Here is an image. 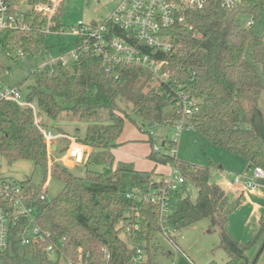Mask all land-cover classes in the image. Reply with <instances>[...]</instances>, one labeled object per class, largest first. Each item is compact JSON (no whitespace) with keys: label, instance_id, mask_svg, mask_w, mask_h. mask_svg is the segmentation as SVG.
I'll use <instances>...</instances> for the list:
<instances>
[{"label":"trees","instance_id":"1","mask_svg":"<svg viewBox=\"0 0 264 264\" xmlns=\"http://www.w3.org/2000/svg\"><path fill=\"white\" fill-rule=\"evenodd\" d=\"M221 2L208 0L203 10L188 13L192 31L181 26L168 30L166 34L170 35L173 45L171 51L145 47L146 53L165 62L164 68L171 76L168 83L156 85L150 72L142 68L117 67L109 74L97 57L87 54L78 61L74 72L63 67H58L54 75L40 70L33 72L26 80L34 85L29 86L24 104L0 103V155L10 164L32 161L45 177L50 174L64 184L62 192L50 200L42 198L43 187L32 188L27 183L29 180L21 182L37 222L44 230L52 232L60 245L59 253L52 257L40 246L30 248V252L28 247L21 248L16 238L22 229L16 226L12 249L0 253V264H130L134 251L130 252L121 239L119 227L126 226L131 209L137 206L142 215L148 216L142 224L144 238L140 239L148 245L153 241L150 237L159 233L161 226L157 207L135 204L126 194L133 188L149 191L162 187L167 174L158 173L157 168L172 163L178 165L187 184L193 182L198 189L195 201L189 194L178 196L171 217L172 227L180 231L208 219L211 227L220 226L221 247L229 257L225 264H257L258 259L251 262L248 253L264 239V216L252 242L237 241L228 231V220L241 204V198L233 204L225 188L211 183L208 168L176 160L169 153H155V142L150 134L149 160L155 165L150 171L126 164L115 166L111 153L119 146L126 121L131 120L129 114L117 115L118 102H123L132 107V114L152 126H173L184 120L186 127L195 128L209 144L240 156L253 168L264 171V142L251 124L264 90L260 76V71L264 73V35H256L254 27L241 24L242 17L254 16L255 20L261 17L264 1L246 0L232 10L223 9ZM44 38L40 33L21 35L3 30L0 31V50L14 61L27 54L45 56L50 50L45 47ZM5 74L6 68L0 62V90ZM180 91L194 100L189 115L184 114L178 97ZM33 102L41 115L55 121L65 112L88 122L100 123L106 116L109 123L88 126L82 141L102 150L93 158L89 156L86 166L101 165L103 171L87 170L79 177L56 161L41 131L48 128L36 120ZM261 112L264 118V110ZM162 144L165 147L170 143ZM68 145L69 142L64 150ZM259 184L264 187V179ZM148 258L152 263L149 249Z\"/></svg>","mask_w":264,"mask_h":264},{"label":"built area","instance_id":"2","mask_svg":"<svg viewBox=\"0 0 264 264\" xmlns=\"http://www.w3.org/2000/svg\"><path fill=\"white\" fill-rule=\"evenodd\" d=\"M246 0H222L223 9L232 10L240 6ZM264 1V0H262ZM64 0H0V31L9 30L17 34L40 33L42 36L63 34V25L59 21V14ZM208 0H117V5L108 19L101 23H85L80 21L72 29L77 41L73 50L62 51V56L55 57L51 51L46 53L43 68L40 71L54 75L58 67H63L74 72L78 61L87 54L97 57L111 74L117 67L142 68L150 72L151 79L156 84L168 83L170 73L165 70V62L145 52V47L157 51L169 52L173 45L170 35L166 32L174 27L189 26L187 14L203 10ZM256 24L254 16H250L246 27L251 28ZM196 35V33L194 34ZM22 55V53H20ZM23 56V55H22ZM56 65V68L53 66ZM118 76H115V80ZM178 97L183 106L184 114L192 112L194 100H191L185 92H178ZM13 101L22 103L23 99L18 89L0 90V103ZM179 131L186 127V122L174 125ZM45 143L52 152V145L58 140L68 141L67 161L78 165H86L89 160L86 146L79 142L77 137L59 133L54 135L50 130L41 129ZM153 136L152 132L149 133ZM168 143L172 146L167 152L168 146H154V152L159 154L169 153L176 160L177 138ZM170 173L163 179V186L143 191L140 188L130 189L126 197L136 204L154 205L158 209L160 223L165 240L176 244L175 232L172 227L171 217L173 207L179 195L187 196V179L176 163L169 164ZM243 175L232 182L236 192ZM264 179V171L254 167L252 177L249 178L247 188L256 190ZM187 186L185 187V185ZM47 182L43 186L44 199L47 197ZM244 191V190H242ZM25 188L0 179V253L12 249V234L14 227H20L22 231L16 238L21 248H34L40 246L50 256L55 257L60 251V245L55 241L52 232L44 230L36 220L35 212L28 205ZM138 213L128 218L127 231L136 233L139 231ZM133 263L143 264L145 250L140 243L133 245ZM108 255V254H107ZM109 256V255H108Z\"/></svg>","mask_w":264,"mask_h":264},{"label":"rangeland","instance_id":"3","mask_svg":"<svg viewBox=\"0 0 264 264\" xmlns=\"http://www.w3.org/2000/svg\"><path fill=\"white\" fill-rule=\"evenodd\" d=\"M117 5V0H64L61 13L60 22L64 26L63 34L47 35L44 38L45 47L52 52L55 57L62 56V51H71L74 49L77 41L76 35L72 34V29L78 25L80 21L85 23H101L110 17ZM249 17H242L241 24L246 26V22ZM254 34L264 35V14L256 20V24L253 28ZM44 36V35H43ZM0 62L6 68V74L2 79L1 89H18L20 91L22 99L27 96L29 92V86L34 85L32 81H26L28 77L37 70H41L45 62L44 55H32L27 54L19 61H14L4 50H0ZM56 68V65L53 66ZM260 76L264 82V73L260 71ZM156 84V83H155ZM157 85V84H156ZM22 103H24L22 101ZM120 109L117 115L126 117L128 114L130 119L125 123L124 132L119 139L120 143H125L127 150L129 151L131 160L125 161L130 164L121 162L118 164H126L134 168L150 171L154 169V163L149 160L151 153V145L147 142L149 133L152 132V139L155 144L160 148L163 147L162 141L169 142L172 139L177 138V158L180 161L187 162L198 167H205L210 170V181L216 183L221 187H224L229 194L230 201L234 204L241 198V204L231 214L228 220V231L239 242L248 244L252 242L256 234L260 230V220L264 216V187L259 186L256 190H250L247 188L249 178L252 177V173L244 174L245 160L240 156L227 152L217 146L209 144V142L193 127H187L179 131L173 126L166 125H149L145 123L140 117L132 114V107L127 106L123 102H118ZM32 107L36 112V120L42 123L52 131L54 135L62 132L72 137H77L79 142L83 144V139L86 135L87 127L94 125H107L108 119L106 116L101 118L100 123L97 120L85 121L79 117H74L65 113H62L58 120H50L44 115L39 113L36 102L32 103ZM259 110H264V90L261 93L259 100ZM106 113V111H101ZM144 126V127H143ZM146 132V136L142 131ZM65 132V133H64ZM60 149L58 151L49 150L53 154V158L63 163L67 157L68 151L66 148L67 140L57 141ZM128 142V143H126ZM86 146L87 154L92 155L102 153L95 148ZM171 149L172 146L168 144ZM66 160V159H65ZM101 161H104L101 158ZM124 161V160H121ZM107 162V161H105ZM117 164V165H118ZM68 165L65 163V166ZM73 165L70 171L75 176H84L87 170L101 172L104 167L101 165ZM170 165L161 169V166L157 168V171H162L164 174L170 173ZM160 170V171H159ZM243 175L240 179V184L237 186L239 190L236 192L232 187V182L235 181L238 176ZM0 178L15 184L21 185V182L28 181V185L32 188L43 187L47 182V197L52 200L56 198L64 189V184L52 178L50 174L46 177L41 169H36L32 161L21 160L12 164L0 155ZM188 188L190 189L189 195L191 200L195 201L198 196V189L193 182L188 181ZM232 188V189H231ZM43 190V188H42ZM26 190L24 194L26 195ZM44 192L42 191V194ZM243 193V194H242ZM136 204V203H135ZM138 213L139 231L136 233L128 232L126 226L120 228V237L128 246L130 252L133 250L134 243H140L145 250V259L143 264H148V249L151 251L152 263L150 264H225L228 262L229 257L225 250L221 247V229L220 226L211 227V221L208 219H202L191 226L183 228L180 231L175 232L176 244L165 240L163 233L155 232L153 238L148 245L145 241H141L144 237L141 236L143 232L142 224L148 220L147 215H142L139 207L135 206L127 214V217L134 218V215ZM127 218V219H128ZM127 225V223H126ZM161 226V223L159 222ZM28 248V252H30ZM157 251V252H156ZM251 262L258 259L257 264H261L264 260V239H261L255 244L248 253ZM130 264L133 263L130 261Z\"/></svg>","mask_w":264,"mask_h":264},{"label":"crops","instance_id":"4","mask_svg":"<svg viewBox=\"0 0 264 264\" xmlns=\"http://www.w3.org/2000/svg\"><path fill=\"white\" fill-rule=\"evenodd\" d=\"M140 131H142V130H140ZM62 133V132H61ZM65 133V132H64ZM142 133L146 136V138H147V135H146V133L144 132V131H142ZM66 134V133H65ZM165 140H163L162 141V143L164 142ZM126 143H128V142H126ZM55 144H57V151L60 149V146H59V144H58V142H56ZM127 145L125 144V143H120L119 142V146L117 147V148H115V149H112L111 150V153H112V155L114 156V159H115V166L118 164V163H121V162H124V163H127V164H130V163H128V162H125V161H130L131 160V157H130V154H128V152L129 151H126L127 150V147H126ZM125 148H126V150H125ZM149 158V157H148ZM121 160H124V161H121ZM246 163H245V170H244V174H250V173H252V171H253V167L251 168V169H249V165H250V163H248L247 161H245ZM65 163L66 164H68V165H66V167L68 168V169H70V168H72L73 167V165H70V163H71V161L69 162V161H67V160H65L64 159V161H63V165H65ZM72 164V163H71ZM131 165V164H130ZM162 168H164L163 166H161V169ZM135 169H137V168H135ZM137 170H140V169H137ZM141 171H145V170H141ZM160 171V170H159ZM158 172V171H157ZM158 173H163L162 171H160V172H158ZM234 182V181H233ZM224 188V187H223ZM232 189V188H231ZM235 190V189H234ZM240 191H242V190H240ZM243 194V193H242ZM261 264H264V260L262 261V263Z\"/></svg>","mask_w":264,"mask_h":264},{"label":"water","instance_id":"5","mask_svg":"<svg viewBox=\"0 0 264 264\" xmlns=\"http://www.w3.org/2000/svg\"><path fill=\"white\" fill-rule=\"evenodd\" d=\"M251 124L256 132L257 136L264 142V118L261 110L256 109L251 118ZM52 151H57V144L52 145ZM253 167L252 164L249 165V169Z\"/></svg>","mask_w":264,"mask_h":264}]
</instances>
